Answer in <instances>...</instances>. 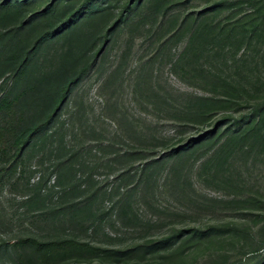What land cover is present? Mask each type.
Segmentation results:
<instances>
[{"label": "rangeland", "instance_id": "obj_1", "mask_svg": "<svg viewBox=\"0 0 264 264\" xmlns=\"http://www.w3.org/2000/svg\"><path fill=\"white\" fill-rule=\"evenodd\" d=\"M4 3L0 61L31 54L0 82L31 111L68 89L0 189V264H264V0ZM23 238L115 254L22 261Z\"/></svg>", "mask_w": 264, "mask_h": 264}, {"label": "trees", "instance_id": "obj_2", "mask_svg": "<svg viewBox=\"0 0 264 264\" xmlns=\"http://www.w3.org/2000/svg\"><path fill=\"white\" fill-rule=\"evenodd\" d=\"M1 10L6 12L8 18H18L22 6L13 11L11 3H4L0 6ZM51 8L38 13L39 17L50 15ZM48 15V16H49ZM55 22L50 20L49 27H53ZM74 23L70 21V25ZM25 23L18 28H23ZM18 29V30H20ZM58 31L48 33L56 34ZM47 35L42 36L40 42L45 40ZM31 52L27 51L24 56L21 53L14 52L8 58L0 61V65L15 70V74L20 75L27 69L29 65V57ZM4 72L0 75L3 77ZM0 76V78H1ZM16 81L5 78L0 82V189L10 184L14 179L19 164L22 161L24 150L28 145L42 132L47 130V126L51 123V119L61 104V100L66 94L62 90L67 91L68 85L65 84L52 92L48 96H40L38 99L46 97L47 106L43 109L31 111V104L36 102L30 98L28 91L16 92ZM34 97V96H33ZM24 105V106H23ZM13 246L22 249L19 258L29 260L30 252L39 253L46 260L48 258H70L73 256H96L104 254L105 256H114L115 253L109 250L95 248L87 243L78 242L73 239L56 240L51 242H40L35 238H23L15 241ZM121 254H128L122 252Z\"/></svg>", "mask_w": 264, "mask_h": 264}]
</instances>
